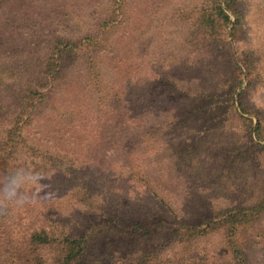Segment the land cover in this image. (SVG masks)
I'll return each mask as SVG.
<instances>
[{"label": "rangeland", "instance_id": "374dc122", "mask_svg": "<svg viewBox=\"0 0 264 264\" xmlns=\"http://www.w3.org/2000/svg\"><path fill=\"white\" fill-rule=\"evenodd\" d=\"M108 1L35 0V5L30 6L23 3L26 0H18L17 5L27 6L26 15L39 19V29L45 34L71 32L82 36L102 16ZM199 2L128 0L126 22L102 42L98 54L95 51L97 67L108 88L120 92L127 82L141 84L145 101L140 119L149 134L134 146L133 152H128L129 161L124 157L123 147L97 139L100 131L97 126L107 120L112 126L109 119L114 114L106 117L99 112L108 108L96 107L98 95L85 86L87 77L82 72L87 68L80 58L67 73L71 84L54 92L52 105L42 112L39 126L31 127L32 134H37L39 127L41 135L36 136L46 139L42 142L45 147L55 149L53 137L63 136L65 140L58 145L60 151L73 159H77L75 153L82 154L77 160L84 169L89 167L88 179L93 182L101 208L88 210L62 198L54 209L35 203L17 207L16 211L31 208L40 214L37 220L46 223L50 216V220L63 223L76 235L115 217L128 228L129 235L117 232L99 235L92 248L99 250L109 241L117 243L126 238L137 246L136 252H143L168 238L170 233L161 231V221L168 222L170 229L184 222L195 224L210 217L216 209L255 199L264 182V147H261L264 143L259 146L239 113L224 104L223 83L227 80L226 65L221 64L224 59L209 58V46L202 48L203 44L186 40L187 17ZM239 9L243 19L235 39L223 37L232 44L236 58L253 56L254 80L248 81L245 73L242 91L245 103L264 114V0H241ZM68 13L71 22L63 18ZM24 34L22 31L20 35ZM35 52L30 49L25 55ZM213 61L221 73L218 80L200 70H204L201 64ZM219 80L222 84L216 83ZM6 97L0 94V107ZM205 102L210 106H204ZM69 110L79 113L74 116L75 122L69 121L77 126L62 130L60 122L65 126L68 121L62 122L58 115ZM127 130L123 131L124 145L129 144ZM149 188L156 198L146 192ZM159 200L172 208L176 216L165 214ZM53 210L56 215L51 214ZM34 216L23 222L34 221ZM134 230L139 234H134ZM248 233L256 238L255 254L264 255V215ZM222 241L220 232L203 245L220 253Z\"/></svg>", "mask_w": 264, "mask_h": 264}, {"label": "trees", "instance_id": "16d2710c", "mask_svg": "<svg viewBox=\"0 0 264 264\" xmlns=\"http://www.w3.org/2000/svg\"><path fill=\"white\" fill-rule=\"evenodd\" d=\"M17 1L0 0V94L7 95V101L0 107V181L18 166L50 171V175L38 177L37 205L54 209L60 199L67 198L88 210L101 208L93 182L88 179L86 169L89 167L84 169L77 160L82 154L75 153L77 159H73L60 151L58 145L65 140L63 136L53 137L55 149L45 147L42 142L46 139L36 136L40 134L39 127H36L37 134H32L31 127L39 126L42 112L52 105L51 96L71 84L67 73L80 58L87 68L82 72L87 77L85 86L99 96L96 107L108 108L99 112L106 117L114 114V118L109 119L113 127L108 125V120L102 122L97 126L100 131L96 138L118 148L123 147L126 151L124 157L129 161L128 152H133L134 146L142 143L149 134L144 131V123L140 119L145 101L141 84L127 82L122 91H113L104 84L103 73L97 67V54L102 42L127 20L128 0H109L102 16L82 36L71 32L43 33L38 25L40 20L26 15L25 4L33 6L35 0H26L21 6ZM240 3L241 0H200L187 17L186 40L191 44H203L202 48L209 46V58L224 59L221 62L226 65L227 73V80L223 83L226 88L224 104L239 113L260 146L264 143V114L245 103L242 91L245 73L248 81L254 80V58L249 54L236 58L232 44L223 37L227 35L235 39L243 19ZM63 18L65 22H71L69 13ZM22 31H25L24 35H20ZM30 49L36 52L25 55ZM200 67L204 69L200 68L202 74L219 79L221 73L214 61ZM216 83L222 84V81ZM204 106L210 105L205 102ZM77 114L69 110L58 115L62 122L64 119L68 121L65 126L60 122L62 130L77 126L69 123L76 121ZM126 129L129 144L124 145L123 131ZM118 137L120 140L114 142ZM84 140L86 142L87 139ZM260 190L248 203L216 209L210 217L195 224L184 222L170 229L168 222L161 221V231L169 232L168 238H161L156 248L143 252H136L137 246L128 243L126 238H120L117 243L109 241L99 250L92 248L99 235L109 232L129 235L128 228L115 217L76 235L63 223L50 220V216L46 223L37 220L40 214L31 208L16 211L15 206L0 205V264H264V255L258 257L255 254L256 238L248 233L264 215V182ZM146 192L156 198L150 188ZM159 203L165 214L176 216L163 200ZM53 211L51 214L56 215ZM33 216L34 221L23 222ZM220 232L223 234L220 253L204 247L206 239ZM133 233L139 234L138 230ZM47 251L49 254L45 255Z\"/></svg>", "mask_w": 264, "mask_h": 264}, {"label": "clouds", "instance_id": "9594fccd", "mask_svg": "<svg viewBox=\"0 0 264 264\" xmlns=\"http://www.w3.org/2000/svg\"><path fill=\"white\" fill-rule=\"evenodd\" d=\"M50 171H37L26 166L13 168L0 181V205L21 207L39 199L38 177Z\"/></svg>", "mask_w": 264, "mask_h": 264}]
</instances>
